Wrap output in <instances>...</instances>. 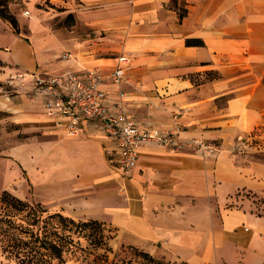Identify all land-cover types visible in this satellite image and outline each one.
Returning <instances> with one entry per match:
<instances>
[{"label":"crops","instance_id":"0c3cea01","mask_svg":"<svg viewBox=\"0 0 264 264\" xmlns=\"http://www.w3.org/2000/svg\"><path fill=\"white\" fill-rule=\"evenodd\" d=\"M46 1L57 15H71V24L51 27L33 14L27 38L0 22V37H11L0 40L1 79L13 69L108 71L127 53L121 87L135 119L172 129L178 113L181 140L199 137L220 149L146 144L125 176L94 126L67 136L44 114L41 98L15 94L11 122L32 136L6 150L24 173L12 166L6 184L27 181L49 210L104 224L112 249L188 264H264V210L255 209L264 207V162L235 150L264 117V0ZM104 87L116 96V86Z\"/></svg>","mask_w":264,"mask_h":264},{"label":"built area","instance_id":"2783aa9c","mask_svg":"<svg viewBox=\"0 0 264 264\" xmlns=\"http://www.w3.org/2000/svg\"><path fill=\"white\" fill-rule=\"evenodd\" d=\"M27 13V12H26ZM69 57V54H64ZM116 65L108 71L99 68L84 73L66 72L62 74H44L16 70L8 78L7 85L13 91L29 81L30 89L26 93L31 98H41L44 114L51 120L55 129L67 136L77 137L86 125L94 126L107 143L105 146L109 162L119 171L129 176L137 166L140 148L154 144L172 152L215 153L220 148L209 140L193 137L181 140L184 131L180 115H173L172 129L138 122L126 98L122 84L127 81V69L131 64L129 54L116 57ZM117 87L116 96L110 97L105 84ZM243 143L235 145L240 151Z\"/></svg>","mask_w":264,"mask_h":264},{"label":"rangeland","instance_id":"374dc122","mask_svg":"<svg viewBox=\"0 0 264 264\" xmlns=\"http://www.w3.org/2000/svg\"><path fill=\"white\" fill-rule=\"evenodd\" d=\"M27 1L28 0L6 1L8 10L12 14H14L18 20L21 31L20 34L25 35V37L29 38V35H31L29 19L33 14L36 16L37 20L41 21L44 25H50L51 27H59L63 25L69 26L71 24V15H64L63 17L57 15L54 8L47 1L44 2V0H42L39 3L34 2L33 5H30L29 3H27ZM0 22H6L9 24V22L1 18ZM10 38V33L8 31H4L0 37V40L2 43H8L11 40ZM27 40H29L30 42V39ZM2 66L3 63L0 61V71L3 69H1ZM39 68L40 70H46L42 69L41 66H39ZM15 71L13 69L10 74L13 75ZM10 76L11 75H9L6 79L0 78V194L2 191H6L7 193L27 202L28 204H30V206L39 203L45 207L42 202L33 198L31 183L26 181L22 187V182L14 179L10 183L6 184L7 176L10 174L12 169L11 167L14 165L15 167L19 166L21 168V174L24 176L21 164L16 160L15 162L18 165H16L15 162L13 163V161L11 162L6 150L11 146L16 145L22 139H27L28 136H32V134L28 135L20 132L18 130L20 128H18L11 122V117L9 116L8 111L10 100L14 98L15 94H24L26 95V97L28 96L29 99L35 102V98H31L26 93L25 88H27L28 90L30 89L29 81L24 82V85H20V87L17 89L18 91H13L12 87L7 85V81ZM241 148L242 149L240 150V152L243 155L248 156L251 160H259L264 162V117L257 128L253 132H251L250 135H248L247 139H245L244 145L242 144ZM255 209L264 210V207L260 208L259 206H257ZM46 210V212H43L41 214V218L38 222L33 224V217L29 216L26 219V222H23L24 225L33 230H36L38 228L39 232L44 233L46 229L50 228L51 221H54L55 224H60L57 218H55V220H51L48 215L53 213H62L59 211L49 210L48 208H46ZM69 218L70 217H67V219ZM72 220L74 221V224L67 223V221H62L63 223L67 224L66 228H71V232L69 234L72 240L63 250L64 262L62 264H154V262H148V259L145 258L140 253L141 251H139L138 249L129 247H119L112 249L108 246L107 238H102L96 232L92 231L91 228L83 225V222L87 221H76L74 219ZM57 232L58 234L63 235L68 234V232H62L60 228L57 230ZM104 234L107 237L108 235H110L107 232H104ZM27 235L28 236H26V240L28 242L25 246V264H38L39 262H37V257H33L34 251L37 250L38 243L34 242L33 238H29V234ZM2 243L7 242L0 241V264H21L19 257L22 258V256L15 255L17 249H15V252H8L3 249L4 245ZM153 258L155 260L163 262L164 264L181 262L168 261L163 258L157 257Z\"/></svg>","mask_w":264,"mask_h":264},{"label":"trees","instance_id":"16d2710c","mask_svg":"<svg viewBox=\"0 0 264 264\" xmlns=\"http://www.w3.org/2000/svg\"><path fill=\"white\" fill-rule=\"evenodd\" d=\"M6 1L7 0H0V18L9 22L15 34H20L21 31L18 20L15 15L8 10ZM0 202V241L7 242L2 243L4 245V250L8 252H15V249H17L15 255L22 256V258L19 257L20 263L25 264V246L28 242L26 240V236L29 234V238H33L34 242L38 243L37 250L34 251L33 255V257H37L36 259L37 262H39L38 264H62L64 262L63 250L72 240L69 234L71 232V228H66L67 224L62 221L74 224V221L71 218L67 219L66 216H63L60 213L49 214L48 217L51 220H55V218H57L60 224H55L54 221H51L50 228L46 229L44 233H42L39 232L38 228L36 230L28 228L23 222H26V219L29 216L33 217V224L38 222L41 218V214L47 211L44 206L39 203L30 206L27 202L7 193L6 191L1 192ZM83 225L91 228L92 231L96 232L102 238L108 239V237L104 234V232H106L104 224L96 221H87L83 222ZM59 228L62 232H68V234H58L57 230ZM140 253L148 259V262H154V264H164L161 261L155 260L146 252L141 251ZM172 264L188 263L181 261L179 263L174 262Z\"/></svg>","mask_w":264,"mask_h":264},{"label":"bare ground","instance_id":"6f19581e","mask_svg":"<svg viewBox=\"0 0 264 264\" xmlns=\"http://www.w3.org/2000/svg\"><path fill=\"white\" fill-rule=\"evenodd\" d=\"M32 19H34V17H32Z\"/></svg>","mask_w":264,"mask_h":264}]
</instances>
